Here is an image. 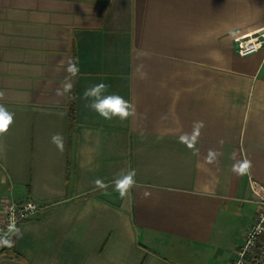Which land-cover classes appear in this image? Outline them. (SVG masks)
I'll return each mask as SVG.
<instances>
[{
  "label": "crops",
  "instance_id": "crops-1",
  "mask_svg": "<svg viewBox=\"0 0 264 264\" xmlns=\"http://www.w3.org/2000/svg\"><path fill=\"white\" fill-rule=\"evenodd\" d=\"M263 29L264 0H0V104L15 114L0 137V209L46 205L0 264L234 258L251 181L264 185V47L241 56L235 38ZM69 61L80 72L59 96ZM100 82L136 115L88 107ZM122 170L136 172L124 197Z\"/></svg>",
  "mask_w": 264,
  "mask_h": 264
},
{
  "label": "built area",
  "instance_id": "built-area-1",
  "mask_svg": "<svg viewBox=\"0 0 264 264\" xmlns=\"http://www.w3.org/2000/svg\"><path fill=\"white\" fill-rule=\"evenodd\" d=\"M237 52L247 56L264 47V29L255 30L235 38ZM251 188L256 196V208L253 220L245 230L244 240L235 249V256L226 264H264V185L251 181ZM33 199L16 201L7 199L0 209V238L12 241L11 246L0 245V255L9 251L14 244L15 231L18 225L35 216L43 208Z\"/></svg>",
  "mask_w": 264,
  "mask_h": 264
},
{
  "label": "clouds",
  "instance_id": "clouds-1",
  "mask_svg": "<svg viewBox=\"0 0 264 264\" xmlns=\"http://www.w3.org/2000/svg\"><path fill=\"white\" fill-rule=\"evenodd\" d=\"M65 71L71 79H68L67 82L57 89V95L59 96H63L65 93L71 91L73 87L72 79L78 76L80 68L77 62L69 61ZM109 88L110 85L103 82L93 84L86 88L83 92V99L90 102L87 106L105 120H111L114 117H118L120 120H126L131 116H135V105L119 94H109ZM3 96L4 93L0 92V99H2ZM14 115L15 114L10 112L4 104H0V137L8 132L10 126L14 122ZM50 142L54 144L59 151H63V136L61 134L57 133L52 135ZM135 177V170H129L127 172L122 170L117 174L113 184L121 197H124L135 185ZM96 184L100 187L106 186L103 181L100 180H97ZM11 244L12 241L0 238V245L11 246Z\"/></svg>",
  "mask_w": 264,
  "mask_h": 264
},
{
  "label": "trees",
  "instance_id": "trees-1",
  "mask_svg": "<svg viewBox=\"0 0 264 264\" xmlns=\"http://www.w3.org/2000/svg\"><path fill=\"white\" fill-rule=\"evenodd\" d=\"M71 112H72V107H71ZM71 116H72V114H71ZM10 250H13L14 251V246Z\"/></svg>",
  "mask_w": 264,
  "mask_h": 264
}]
</instances>
